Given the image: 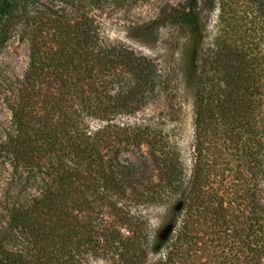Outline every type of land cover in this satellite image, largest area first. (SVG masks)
I'll return each instance as SVG.
<instances>
[{"label": "trees", "instance_id": "trees-1", "mask_svg": "<svg viewBox=\"0 0 264 264\" xmlns=\"http://www.w3.org/2000/svg\"><path fill=\"white\" fill-rule=\"evenodd\" d=\"M18 2L0 0V19ZM208 3L220 8L225 25L212 45L206 44L199 0L166 15L189 36L182 75L193 97L195 156L192 177L180 192L183 206L173 209L175 231L166 240L157 237L152 247L159 254L170 243V250L154 264H199L202 252L206 264H264V198L258 189V178L264 179V0ZM39 13L32 20L30 63L12 106L16 133L0 150L28 180L42 179L43 185L39 194L10 208L0 235V264H78L84 247L96 253L123 243L121 229L83 222L82 209L107 207L119 228L135 229L120 200L160 202L177 181L173 171L162 172L158 183L153 176H133L134 166L118 156L105 160L101 150L121 139L118 131L125 128L117 119L130 113L134 82L146 76L144 58L101 44L85 14ZM122 76L126 88L107 96L106 81ZM125 137L129 143L146 141L140 134ZM218 182L224 193L215 188ZM126 183L134 185L131 194ZM136 240L124 241L126 251L138 249Z\"/></svg>", "mask_w": 264, "mask_h": 264}, {"label": "rangeland", "instance_id": "rangeland-1", "mask_svg": "<svg viewBox=\"0 0 264 264\" xmlns=\"http://www.w3.org/2000/svg\"><path fill=\"white\" fill-rule=\"evenodd\" d=\"M186 5L188 0H19L12 13L0 19V144L9 134L16 133L12 106L18 101L30 63V35L35 26L32 20H39V12L53 17L56 14L72 17L85 14L92 20L90 23L98 32L101 44L133 51L145 60L146 76L141 84L134 82L137 97L130 113L117 119V123L125 128L118 131L121 139L101 147V150L105 153V160L118 156L123 163L134 166L133 176H153L154 183L160 181L162 172L173 171L177 178L173 183L174 191L160 202L144 200L139 203L132 196L120 200L123 212L128 218H134L135 229L131 230L119 228L118 219L107 207H98L94 211L83 208L79 214L83 222L91 219L97 229L104 227L108 230L107 223L121 229L123 243L95 248L96 253H89L90 247H84V253L78 255V264H154L160 259L165 260L170 250L168 243L159 254L152 253L157 237L172 224L173 209L179 202L180 192L188 186L193 174L195 110L192 94L186 90L182 75L189 36L184 29L168 22L166 15ZM198 6L197 11L205 26L206 44L212 45L221 28L225 27L220 21V8L212 9L208 0H199ZM125 80L123 76L108 79L104 84L107 96H116L126 88ZM92 125L97 127L98 123ZM126 134L131 135L130 138L140 134L146 141L129 143ZM157 158L162 162L155 163ZM86 172L84 176L88 178ZM221 179L223 182L226 178ZM42 185V179L28 180L24 170L15 169L11 158L0 150V235L7 226L13 204L39 194ZM258 185V189L263 190L259 192L263 199L264 179L261 177ZM125 188L131 194L134 185L126 183ZM215 188H223V193L226 189L219 182ZM175 228L176 225L171 234ZM127 237L137 239L136 251H126L124 241ZM199 259V264H206V253L202 252Z\"/></svg>", "mask_w": 264, "mask_h": 264}, {"label": "water", "instance_id": "water-1", "mask_svg": "<svg viewBox=\"0 0 264 264\" xmlns=\"http://www.w3.org/2000/svg\"><path fill=\"white\" fill-rule=\"evenodd\" d=\"M182 206H183V201H181L177 204L176 209L180 210L182 208ZM173 229H174V224L168 225L164 229V231L161 233V235H160L161 239L166 240L168 238V236L171 234V232L173 231Z\"/></svg>", "mask_w": 264, "mask_h": 264}]
</instances>
